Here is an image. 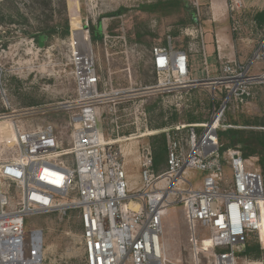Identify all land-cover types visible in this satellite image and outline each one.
Returning <instances> with one entry per match:
<instances>
[{
  "label": "built area",
  "instance_id": "obj_1",
  "mask_svg": "<svg viewBox=\"0 0 264 264\" xmlns=\"http://www.w3.org/2000/svg\"><path fill=\"white\" fill-rule=\"evenodd\" d=\"M227 1L233 17L242 0ZM193 34L201 40L200 29ZM200 43L204 77L197 79L190 76L186 52L170 42L150 51L157 84L148 91L171 94L204 84L211 88L212 110L204 122L161 130L166 145L162 170L154 171L151 146H141L140 186L133 190L115 142L98 131L100 109L109 103L108 94L99 92L91 47L76 48L71 34L67 65L75 96L64 104L72 126L70 146L62 148L50 125L12 128L6 144L14 154L0 159V264H33L35 234L42 264V235L24 226L27 217L47 214H72L77 220L86 264H179L165 256L162 242L163 219L173 205L183 211L192 264H201L202 257L207 264H264L263 178L247 168L239 148H225L218 139V132L230 127L222 124L227 108L247 104L253 89L264 84V31L246 62L222 61L214 77L208 75ZM202 233L208 237L201 238ZM251 237L261 253L257 261L238 255Z\"/></svg>",
  "mask_w": 264,
  "mask_h": 264
},
{
  "label": "rangeland",
  "instance_id": "obj_2",
  "mask_svg": "<svg viewBox=\"0 0 264 264\" xmlns=\"http://www.w3.org/2000/svg\"><path fill=\"white\" fill-rule=\"evenodd\" d=\"M72 1L73 5L71 0H0V159L14 154V149L8 147L10 143L6 144L10 142L12 123L25 131L50 125L62 148H69L72 126L64 104L75 96L74 81L67 65L72 34L76 48L91 47L100 81L99 92L108 94L109 104L102 106L97 119L98 131L105 140L115 142L127 179L136 190L140 186L139 150L142 145L157 148L164 136L163 128L179 122H204L210 117L211 88L207 85H195L188 91L171 94L147 90L157 84L150 51L155 46H167L169 42L189 57L196 55L194 67L198 71L195 74L204 75L200 70L201 56L192 51L194 42L200 45L199 37L194 39L190 31L199 29L210 18L209 0ZM253 1L256 6L264 5V0ZM227 3L226 0V7ZM252 10L243 12L236 25L230 23L227 32L231 40L227 49L236 53L237 61L242 54L249 57L262 37ZM65 25L69 34L62 38L60 34ZM52 28H56V34L48 37L45 47L39 49L37 37ZM203 29L208 31L207 26ZM92 30L99 31L102 39L93 42ZM225 43L221 44L223 49ZM212 73L210 71V77L215 76ZM118 91L124 94L113 96ZM114 101L120 103L114 105ZM222 124L230 127L220 132H245L235 141L246 140L248 132H264V84L253 89L247 104L230 105ZM143 134L154 136L131 140L145 136ZM221 142L228 148L229 137L225 136ZM233 146L241 149L239 143ZM259 157L256 153L246 159V164L249 170L258 171L264 178L263 170L257 166ZM164 160L165 152L161 154V164ZM226 172L230 179V170ZM196 174L191 172V176ZM24 229L41 233L42 264H86L81 229L72 214L67 217L60 214L30 216L25 220ZM200 237L205 239L208 235L202 233ZM187 240L188 227L182 208L173 205L163 219L165 256L173 263L192 264ZM248 244L255 245V239L249 238ZM33 248L38 251L32 263L40 264L38 234H35ZM238 255L245 257L243 253ZM201 264H207L203 257Z\"/></svg>",
  "mask_w": 264,
  "mask_h": 264
},
{
  "label": "crops",
  "instance_id": "obj_3",
  "mask_svg": "<svg viewBox=\"0 0 264 264\" xmlns=\"http://www.w3.org/2000/svg\"><path fill=\"white\" fill-rule=\"evenodd\" d=\"M247 1L242 0V3H243L242 9L232 17L228 13V10L226 7V0H209L207 9H208L210 18H208V20L206 22L202 23V25L199 27V29L202 33V37H201V40H199V42H202L203 49H204V52L206 54L207 64H208L207 71H208L209 76H210V71L213 72L212 73L213 75L214 74H215V76L217 75L220 62H222V61H228V62L237 61V60H235L236 59V53L232 50L230 51V49L228 50L227 49L228 46H226L227 44L228 45L231 44L230 35L228 37L227 32L230 29V23H232L234 25L232 19H236L240 22L241 17H242V13L248 9L249 10L253 9L252 11L255 13L254 14L255 15L254 16L255 24H256V26H258L259 29L262 30V32L264 31V5L262 3H259L256 6V3H254L253 0H251L250 3H249V0H247ZM245 2L248 4L246 5ZM248 7H250V8H248ZM260 7H262V8H260ZM204 26H207V28H208L207 32L204 31V29H203ZM223 33H224L225 37H222ZM224 42H226V43L224 44V49H223L221 44ZM194 47H195V49L192 51L198 52L197 54H200V45L198 46V42H194ZM252 52H251V54H252ZM251 54H249V57L244 55V54L238 56L237 57V59L239 58L238 62H246L250 58ZM195 57H196V55L189 57L190 66H191L190 76L193 79L201 78L204 76L200 71L201 70V62H200L199 72L203 76L195 74L198 71L197 68L194 67ZM201 59H202V56H201ZM179 123H175V124H179ZM175 124H171V125H175ZM186 124H192V123H186ZM165 159H166V145H165ZM164 164H165V160L161 166L164 167Z\"/></svg>",
  "mask_w": 264,
  "mask_h": 264
},
{
  "label": "trees",
  "instance_id": "obj_4",
  "mask_svg": "<svg viewBox=\"0 0 264 264\" xmlns=\"http://www.w3.org/2000/svg\"><path fill=\"white\" fill-rule=\"evenodd\" d=\"M71 3L73 5V1L71 0ZM76 28V27H74ZM42 34H45L47 37H52L56 34V28H52V29H46L42 32ZM69 34V30L68 27L65 25L63 27V30L60 34V37L64 38L66 36H68ZM102 36L100 34L99 31L95 32L94 30H92V36H91V40L93 42H95L96 40H101ZM171 121H175V118H173V120ZM192 121V120H191ZM189 123H193V122H189ZM170 126V125H169ZM164 126H162L163 128ZM245 132L243 131H238V130H227L226 133L224 132H218V139L221 142V140L227 136L229 137L230 143L228 148H234V144L235 143H239L241 146V149L239 148V150H242V156L244 159H248L252 156H254L256 153H258L260 155L259 160L257 162V166H259L264 173V132H248L249 134H247V139L246 140H242L239 139L238 141H235V139L238 136H242ZM222 143V142H221ZM223 144V143H222ZM233 146V147H232ZM236 148V147H235ZM153 164H154V171L158 172L161 169H159V166H161V154L163 152H165V139L164 136L161 140V144L160 146H158L157 148H153ZM262 176V175H261ZM263 178V177H262ZM264 181V178H263ZM243 254L251 259L252 261H257L261 258V253L259 251L258 245H250L248 244V242L246 243L245 247H244V252Z\"/></svg>",
  "mask_w": 264,
  "mask_h": 264
},
{
  "label": "water",
  "instance_id": "obj_5",
  "mask_svg": "<svg viewBox=\"0 0 264 264\" xmlns=\"http://www.w3.org/2000/svg\"><path fill=\"white\" fill-rule=\"evenodd\" d=\"M48 40V37L45 34H41L37 37V45L39 49H43Z\"/></svg>",
  "mask_w": 264,
  "mask_h": 264
},
{
  "label": "bare ground",
  "instance_id": "obj_6",
  "mask_svg": "<svg viewBox=\"0 0 264 264\" xmlns=\"http://www.w3.org/2000/svg\"><path fill=\"white\" fill-rule=\"evenodd\" d=\"M14 126H15V123H12V128H14ZM156 133H157V132H156ZM143 135H145V134H143ZM148 136H154V135H145V136H143V137H142V135H141V136H139V137L131 138V140H132V139H138V138H144V137H148ZM16 256L18 257V254H17ZM18 259H20V258L18 257ZM12 264H18V261L15 262V263H12ZM33 264H35V261H34Z\"/></svg>",
  "mask_w": 264,
  "mask_h": 264
}]
</instances>
